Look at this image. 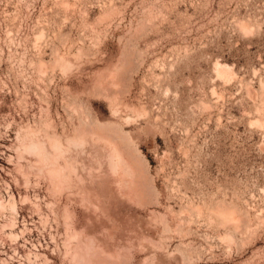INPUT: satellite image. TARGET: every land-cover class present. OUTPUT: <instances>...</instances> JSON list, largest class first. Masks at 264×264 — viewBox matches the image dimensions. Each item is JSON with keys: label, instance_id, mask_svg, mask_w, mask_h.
<instances>
[{"label": "rangeland", "instance_id": "obj_1", "mask_svg": "<svg viewBox=\"0 0 264 264\" xmlns=\"http://www.w3.org/2000/svg\"><path fill=\"white\" fill-rule=\"evenodd\" d=\"M0 264H264V0H0Z\"/></svg>", "mask_w": 264, "mask_h": 264}, {"label": "bare ground", "instance_id": "obj_2", "mask_svg": "<svg viewBox=\"0 0 264 264\" xmlns=\"http://www.w3.org/2000/svg\"><path fill=\"white\" fill-rule=\"evenodd\" d=\"M123 62L121 61V64H122ZM121 64H119V65H121ZM121 67V66H120ZM120 67L118 68V69H120ZM220 68V67H219ZM223 70H226V68H222ZM119 71V70H118ZM117 71V72H118ZM120 71H121V69H120ZM93 132H96V129H93L92 130ZM102 132H103V130H101ZM103 135H107L108 133H106V132H103L102 133ZM113 141H114V139H113ZM54 145V144H53ZM55 146V145H54ZM58 150V149H57ZM59 150L61 151V148H59ZM118 157L120 158L119 160H118V163H117V165L119 166V170H118V174H119V176H120V183L122 184L121 186H123L125 189H126V187H128L129 186V184H130V182H131V179L132 178H134V176H133V174H134V172H135V170H136V166L135 165H130L129 163H124L123 162V159L122 158H124L123 156H122V154L119 152L118 153ZM61 176V175H60ZM59 179H61V181H66V180H68V178L67 177H65V176H63L62 175V177H60ZM120 186V187H121ZM123 190V189H122ZM230 219H232V218H230V217H228V216H224L223 217V220L225 221V222H227V221H229Z\"/></svg>", "mask_w": 264, "mask_h": 264}]
</instances>
